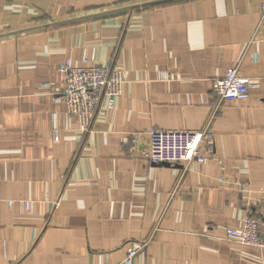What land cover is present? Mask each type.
<instances>
[{
	"label": "crops",
	"instance_id": "obj_1",
	"mask_svg": "<svg viewBox=\"0 0 264 264\" xmlns=\"http://www.w3.org/2000/svg\"><path fill=\"white\" fill-rule=\"evenodd\" d=\"M149 1L0 0V264H126L142 241L133 264H264V248L226 239L248 215L264 218V0L91 17ZM93 54L123 86L83 134L55 97L61 64ZM231 68L257 84L248 99L214 93ZM208 124L205 163L141 156L153 128Z\"/></svg>",
	"mask_w": 264,
	"mask_h": 264
},
{
	"label": "built area",
	"instance_id": "obj_2",
	"mask_svg": "<svg viewBox=\"0 0 264 264\" xmlns=\"http://www.w3.org/2000/svg\"><path fill=\"white\" fill-rule=\"evenodd\" d=\"M60 72L64 75V88L55 99L66 103L68 113L77 117L79 128L85 134L91 130L99 106L106 101L107 106L112 108L121 94V72L114 68L112 62L105 65L95 63L94 54L90 58L85 57L82 66H75L66 60L61 64ZM44 86L48 87L50 83ZM255 86L257 84L253 78L242 76L237 68H231L225 76L214 81L213 91L220 100H246ZM53 133L54 139L58 140L56 126ZM148 134L149 144L142 150L141 156L152 164H181L188 167L194 162L205 163L215 155L214 133L210 124L198 130L153 128ZM140 137L141 133L133 132L130 140L124 144L130 147L132 154L136 153ZM83 138L79 139V143H83ZM226 239L264 248V218L248 215L241 228L226 229ZM146 245L144 241L133 242L125 263L133 264L136 255Z\"/></svg>",
	"mask_w": 264,
	"mask_h": 264
},
{
	"label": "water",
	"instance_id": "obj_3",
	"mask_svg": "<svg viewBox=\"0 0 264 264\" xmlns=\"http://www.w3.org/2000/svg\"><path fill=\"white\" fill-rule=\"evenodd\" d=\"M173 1H178V0H153V1L145 2L143 4L132 5V6L116 9V10H110V11H105L102 13L94 14V15H91V17L102 16V15L116 13V12L125 11V10H133V9H136L139 7H150V6L169 3V2H173Z\"/></svg>",
	"mask_w": 264,
	"mask_h": 264
}]
</instances>
